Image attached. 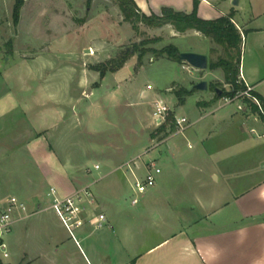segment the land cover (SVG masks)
<instances>
[{
    "label": "crops",
    "instance_id": "crops-1",
    "mask_svg": "<svg viewBox=\"0 0 264 264\" xmlns=\"http://www.w3.org/2000/svg\"><path fill=\"white\" fill-rule=\"evenodd\" d=\"M234 1L134 0L146 15H160L164 7L185 13L195 7L197 16L205 20L231 15L241 37L238 80L250 86L264 105V0ZM186 33L211 40L195 30L179 34ZM101 48L94 40L86 41L77 57L48 54L45 48L29 58L11 62L4 58L5 64H0V202L17 196L28 209L40 207L30 211L33 215L51 211L78 251L81 264H264V149L257 160L240 155L229 174L213 163L209 171L213 183L232 178L221 192L192 199L190 210L182 209L180 201L146 198L153 195L156 183L133 204L127 170L123 176L128 185L99 182L107 174L83 183L87 175L80 163L81 142H90L85 138L88 130L100 123L98 133L102 134L112 120L131 118L134 126L141 122L138 128L151 142L154 104L161 97L159 91L149 94L152 85L133 88L134 79L144 71L142 62L134 72L135 56L103 76L93 70L91 66L111 58H99ZM173 84L177 83L171 82L166 90ZM134 107H138L136 112ZM236 116L234 111L218 122L243 132L247 123L251 132L258 131L264 138V119L239 115V120ZM145 146L144 152L149 147ZM128 149L133 155V147ZM102 152L103 160L114 166L113 172L124 167L125 151ZM151 160L156 161L135 160L133 169L142 176ZM93 167L100 169L97 163ZM50 187L62 196L88 187L91 195L79 202V225L72 233L50 204L41 207L44 191ZM126 193L132 196L130 201L122 198ZM101 214L104 221L97 227ZM22 222L13 224L7 236L9 245L38 232L37 225L22 227ZM44 229L51 230L47 224ZM58 242V234H53L48 251L30 243L28 251L18 253L16 264H74L59 254Z\"/></svg>",
    "mask_w": 264,
    "mask_h": 264
},
{
    "label": "rangeland",
    "instance_id": "rangeland-1",
    "mask_svg": "<svg viewBox=\"0 0 264 264\" xmlns=\"http://www.w3.org/2000/svg\"><path fill=\"white\" fill-rule=\"evenodd\" d=\"M15 2L16 0H0V64L2 65L5 64L4 58L10 62L18 58H29L43 52L45 48L48 54L77 57L81 55L79 51L81 43L93 42V40L102 46L99 57L101 59L116 58L133 43L148 38H158L154 43L148 44L151 48L160 49L172 44L180 52H200L207 57L208 65L226 55L225 49L212 40L208 41L192 33L179 34L170 25L148 27L140 23L136 29L133 28L131 23L123 20L118 0H90L89 3L88 0H25L16 26L12 19ZM82 20H85V23L88 21L83 29ZM134 56L137 58L136 55ZM184 63L183 61L179 64L172 63L166 57L155 58L149 53L143 57L144 71L134 79L133 88L138 90L146 88V85H152L154 89H148L149 94L154 91L160 92V100L169 108L164 122L159 126L155 123L152 125L149 134L151 142L138 128L141 123L139 120L134 126L131 118H116L109 125H105L102 134L98 133L101 124H94L88 130V134H85V138L90 142H81L80 163L87 175L83 183H92L100 174H107V177L99 182H119L128 185L129 180L130 182L132 180L129 176L131 174L128 164L135 169V160L140 163L154 158L161 168V174L156 180L153 195L146 198L180 201L183 205L182 209L190 210L192 199L208 197L214 190L221 192L232 178L227 176L226 181L213 183L209 177L213 163L217 164L224 174H229L236 169L240 155H246V158L253 160L260 158L264 149V138L259 137L261 134L258 131L251 132L247 123L243 124L245 129L243 132L241 129L229 128L218 122L222 118H228V115L234 111L237 119L239 115L258 117L251 109L250 103L254 102L248 96L231 98L230 103H227L224 97L217 98L218 95L232 90V87L225 82L222 69L199 70L188 63V68H183ZM134 67L136 73L141 65L136 61ZM173 81L177 84H173L172 89L166 90ZM201 81L207 84L205 90L194 87ZM182 89H193V91L180 104L174 92ZM130 110L131 108L127 109L128 112ZM132 110L136 112L138 107ZM176 117L187 119L188 126L182 133L177 132ZM161 126L164 127V131H158ZM209 131H212V134ZM111 139L115 141L112 142ZM145 145L149 147L144 152ZM129 147L135 150L133 155L128 153ZM101 150L114 153L125 151L127 156L123 161L124 167L113 172L114 166L108 165L103 160ZM95 163L99 165V170L93 169ZM126 170L129 173H126L128 182L123 176ZM248 183L247 185H250ZM46 191L41 199L42 208L50 204ZM122 198L130 201L132 196L126 193ZM39 208L33 206L28 210L37 211ZM25 224L29 227L32 224L37 225L38 232L10 245L7 234L5 242L9 256L4 258L0 255L1 264H16L19 259L18 253L28 251L30 243L32 245L37 243L48 251L53 234L59 236V254L69 257L74 264H81L78 251L67 239L66 232L58 225L59 222L51 211L38 212L28 221L20 223L22 227H25ZM45 224L50 227V232L44 229ZM75 236L77 237L76 234Z\"/></svg>",
    "mask_w": 264,
    "mask_h": 264
},
{
    "label": "trees",
    "instance_id": "trees-1",
    "mask_svg": "<svg viewBox=\"0 0 264 264\" xmlns=\"http://www.w3.org/2000/svg\"><path fill=\"white\" fill-rule=\"evenodd\" d=\"M25 0H16L13 10L12 19L13 24L16 26L20 20L21 8ZM90 0H88V3ZM118 7L123 17V20L132 24L133 28H137V25L142 23L148 27H161L163 25H170L175 32L184 33L188 30H195L205 37L210 38L214 43L221 45L225 49V57H221L215 62H211L208 65L209 69H222L224 73L225 82L228 83L232 90L225 94L218 95V97H233L237 92L245 89V85L238 80L239 75V63H240V34L231 21L232 16H222L214 20L201 19L196 14V9L190 13L181 11H175L171 8H162L161 14L156 15L154 13L146 15L142 13L134 0H118ZM85 23V20L81 21ZM158 38H148L141 40L138 43H133L132 46L127 47L116 58L108 60L106 63H100L91 66L93 70L99 71L103 76L106 72H115L120 69L132 56H137V64L141 65L143 57L149 53L155 58L166 57L170 60L181 62L179 49L169 44L160 49L151 48L148 44L154 43ZM192 90L182 89L175 91V95L178 98L180 104L184 102L187 95L192 93ZM223 93V92H222ZM251 94L256 97L264 111V105L260 101L259 97L254 93ZM251 104V109L254 113L264 119V113H261L258 106L254 103ZM164 127L158 128V131H164ZM1 264V263H0Z\"/></svg>",
    "mask_w": 264,
    "mask_h": 264
},
{
    "label": "built area",
    "instance_id": "built-area-1",
    "mask_svg": "<svg viewBox=\"0 0 264 264\" xmlns=\"http://www.w3.org/2000/svg\"><path fill=\"white\" fill-rule=\"evenodd\" d=\"M186 63V62H185ZM183 64V68H188L187 63ZM191 66V65H190ZM250 86L245 85V89L237 92L233 97H224L227 103L231 102V98L238 96H248L259 108L261 113H264L258 99L252 94ZM230 98V100H228ZM169 108L161 101H156L153 109V119L157 126L164 122L165 116L168 113ZM175 124L177 126V132L182 133L188 126L187 119L185 117H176ZM98 168V166H96ZM128 169L131 174L130 186L133 191V204L137 203L138 196L145 193L147 189L153 187L156 183L157 176L161 173V168L156 161L151 160L145 165V172L142 176L138 175L135 170L129 166ZM91 194L88 187L77 190L70 195L62 196L54 188L50 187L47 191V197L50 198V207L60 218L64 226L72 233L73 229L79 225V202L83 197H89ZM33 215L28 210L26 204L20 200L17 196H9L5 201L0 202V255L4 258L9 256L8 246L5 242V237L11 232L13 224L17 221H25ZM104 221V215H99L96 222L97 227H101Z\"/></svg>",
    "mask_w": 264,
    "mask_h": 264
},
{
    "label": "water",
    "instance_id": "water-1",
    "mask_svg": "<svg viewBox=\"0 0 264 264\" xmlns=\"http://www.w3.org/2000/svg\"><path fill=\"white\" fill-rule=\"evenodd\" d=\"M234 4H237V0L234 1ZM180 59L181 61L186 62L199 70H204L208 67L207 57L204 54L195 52H181ZM194 87L198 90H205L207 88V84L205 81H201Z\"/></svg>",
    "mask_w": 264,
    "mask_h": 264
},
{
    "label": "bare ground",
    "instance_id": "bare-ground-1",
    "mask_svg": "<svg viewBox=\"0 0 264 264\" xmlns=\"http://www.w3.org/2000/svg\"><path fill=\"white\" fill-rule=\"evenodd\" d=\"M91 53V52H90Z\"/></svg>",
    "mask_w": 264,
    "mask_h": 264
}]
</instances>
